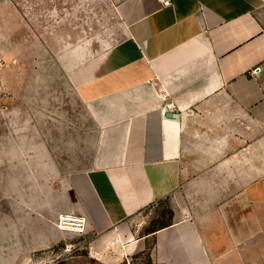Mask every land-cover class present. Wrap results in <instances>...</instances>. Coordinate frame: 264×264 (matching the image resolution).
Segmentation results:
<instances>
[{"label":"crops","instance_id":"crops-1","mask_svg":"<svg viewBox=\"0 0 264 264\" xmlns=\"http://www.w3.org/2000/svg\"><path fill=\"white\" fill-rule=\"evenodd\" d=\"M0 59V264L68 246L62 211L129 239L188 162L155 260L264 264V0H0Z\"/></svg>","mask_w":264,"mask_h":264},{"label":"rangeland","instance_id":"rangeland-1","mask_svg":"<svg viewBox=\"0 0 264 264\" xmlns=\"http://www.w3.org/2000/svg\"><path fill=\"white\" fill-rule=\"evenodd\" d=\"M45 53L46 57L52 56L50 45H47ZM0 63L3 64L2 59ZM44 94L45 105L57 103V99L51 98L48 92ZM180 217L199 219V164L186 163L183 180L173 193L145 207L129 219V239L113 240L115 233L72 231L67 241L68 246L60 242L55 245L53 252L51 249L42 253L46 256L43 264H161L154 258V231ZM127 242H134L135 246L125 250Z\"/></svg>","mask_w":264,"mask_h":264},{"label":"built area","instance_id":"built-area-1","mask_svg":"<svg viewBox=\"0 0 264 264\" xmlns=\"http://www.w3.org/2000/svg\"><path fill=\"white\" fill-rule=\"evenodd\" d=\"M169 1V0H167ZM2 64V63H1ZM259 66L252 71L256 73ZM172 103H168V107L172 108ZM58 225L62 228L70 229L76 232H84L87 226V217L84 214L74 211H62L58 215Z\"/></svg>","mask_w":264,"mask_h":264},{"label":"water","instance_id":"water-1","mask_svg":"<svg viewBox=\"0 0 264 264\" xmlns=\"http://www.w3.org/2000/svg\"><path fill=\"white\" fill-rule=\"evenodd\" d=\"M167 115L168 116H172V117H178L179 113L170 110V111L167 112Z\"/></svg>","mask_w":264,"mask_h":264}]
</instances>
